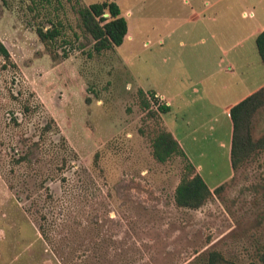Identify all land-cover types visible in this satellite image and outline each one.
I'll return each mask as SVG.
<instances>
[{
  "label": "rangeland",
  "instance_id": "374dc122",
  "mask_svg": "<svg viewBox=\"0 0 264 264\" xmlns=\"http://www.w3.org/2000/svg\"><path fill=\"white\" fill-rule=\"evenodd\" d=\"M102 1L0 0L9 53L0 54V264H206L210 251L256 261L264 249V153L231 172L224 105L264 81L252 34L264 27V0H119L126 40L95 54L76 10ZM51 23L63 35L50 47L55 59L35 33ZM172 78L187 94L201 81L202 96L173 100L191 160L158 163L151 142L168 131L158 94ZM203 106L209 115L198 116ZM208 117L213 131H193ZM263 131L261 121L255 134ZM37 140L39 154L17 164ZM190 165L211 190L229 183L222 200L175 207ZM47 186L57 223L40 242L21 205H41Z\"/></svg>",
  "mask_w": 264,
  "mask_h": 264
},
{
  "label": "trees",
  "instance_id": "16d2710c",
  "mask_svg": "<svg viewBox=\"0 0 264 264\" xmlns=\"http://www.w3.org/2000/svg\"><path fill=\"white\" fill-rule=\"evenodd\" d=\"M117 1L119 0L92 3L87 6H80L76 10L82 32L89 38L91 51L95 54L118 48L126 40L128 21L119 8ZM35 33L48 54L51 55V58L55 59L56 54L52 53L50 47L63 37L61 28L51 23L48 28L37 27ZM75 37L78 36L75 34ZM255 47L264 69V31L255 37ZM0 54L8 60L9 53L1 42ZM63 57H67V55ZM138 94L142 99L143 106L148 107L147 100L150 101L149 98H145V93L141 90ZM149 97L156 101L158 99L152 91L149 92ZM157 111L160 114H167L170 107L164 103L158 104ZM229 119L231 121L229 164L231 172L236 174L253 159L264 153V131L258 135L255 134L258 123L264 121V86L235 104L229 110ZM48 128L47 124L45 129ZM40 149L41 142L38 140L31 145H27L25 152L16 159V163L30 164L31 157L35 155V152L38 153ZM151 149L152 156L158 163H165L173 156L187 158L178 141L171 132L166 130H161L155 135L151 142ZM194 169L193 165L188 166V172L175 188L173 202L178 209L198 210L213 198L222 200L224 192L229 186V183H223L211 190L204 179L194 172ZM24 183L25 181L22 182V184ZM44 189L45 193L41 196V205H38L36 201L33 202L32 196H28L31 197L29 198L31 199L29 206L21 205V209L25 214L36 219L35 235L40 242L51 240L52 228L57 223V216L54 211L55 199L48 186ZM206 264L238 263L227 259L218 251H210L206 256ZM247 264H264V249L258 253L256 261Z\"/></svg>",
  "mask_w": 264,
  "mask_h": 264
},
{
  "label": "crops",
  "instance_id": "0c3cea01",
  "mask_svg": "<svg viewBox=\"0 0 264 264\" xmlns=\"http://www.w3.org/2000/svg\"><path fill=\"white\" fill-rule=\"evenodd\" d=\"M264 31V27L262 26H258L256 27V29L252 32L253 36L256 37L260 32ZM170 34V33H169ZM208 58V57H207ZM206 59V58H205ZM259 61V67L258 71L261 73L263 71L264 73V69L261 66L260 63V59H258ZM237 64V63H236ZM237 68L240 69L239 65L237 64ZM250 70H248L249 72ZM246 73L247 74V80L252 79V74L250 73ZM253 76H256V74H253ZM233 80V78H232ZM238 80V78H237ZM235 81V80H234ZM242 83V82H239ZM179 86L177 87L175 90L176 92L173 94V89H172V85H176ZM182 83L177 81L176 79L172 78L171 83L167 84V86L169 87L170 91H168L167 89H165V92L161 95L158 94V97L161 98V100L163 101L164 104H166L167 106L170 107V111L169 113H167L166 115V127L167 130L170 131L173 135V137L178 141L180 147L183 149V151L185 152L186 156L188 157L189 160H191V155L189 153L188 150H186V148L184 146H186V144H184L183 139H185L188 135H185V129H183V127L181 126L182 122H179L178 117H176V115H178V111H176V113L174 114L173 112V104L176 98H178L179 102H182L184 105H187V102L189 101V99L191 100L193 98V96H197V98H201V94H200V90L198 89L199 87H201V81L195 83L193 87L191 88L190 92L187 94L185 91L182 92L180 85ZM197 86V87H196ZM262 86H264V81H262V83H260L259 85H257L256 87L250 88L248 91H246L245 93H243L242 95L238 96V97H232L231 99H229V101L224 105V111L227 114L228 118H229V110L237 103H239L240 101H242L243 99H245L246 97H248L249 95H251L253 92H255L256 90H258L259 88H261ZM172 89V90H171ZM185 90V89H184ZM153 92V91H152ZM169 92V93H168ZM155 93V92H154ZM230 98V97H229ZM194 100V104L196 103V99H192ZM202 112L205 110V113L209 115V113L206 111V109L201 108V107H197L196 108V113L199 116L201 114V110ZM230 125H231V121L229 119ZM214 123V120L211 119L210 117L205 118V120H201V123L199 126L195 127L193 129V131H198V130H203L207 129L210 131H213L214 128L212 126V124ZM188 125V124H186ZM206 127V128H205ZM193 141H195L194 139L192 140V145H193ZM229 150H230V142H229ZM191 151V150H190ZM199 155L202 154V150L198 151Z\"/></svg>",
  "mask_w": 264,
  "mask_h": 264
}]
</instances>
